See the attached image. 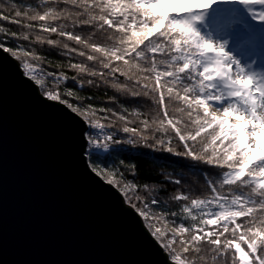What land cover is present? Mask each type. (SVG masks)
Here are the masks:
<instances>
[{
    "label": "snow or ice",
    "instance_id": "snow-or-ice-1",
    "mask_svg": "<svg viewBox=\"0 0 264 264\" xmlns=\"http://www.w3.org/2000/svg\"><path fill=\"white\" fill-rule=\"evenodd\" d=\"M13 11L12 22L26 31L0 28V34L58 49L69 58L67 67L76 74L71 79L81 87L103 85L154 106L155 117L131 121L127 107H122L123 114L99 109L123 121L119 128L112 120L100 123L86 115L91 104L74 106L62 99L59 91L45 88L36 64L24 62V74L43 90L44 98L83 116L90 148L108 151L112 144L139 141L206 165L219 177L207 179L210 196L173 195L172 200L183 201L179 211L151 212L160 203L156 196L150 204L144 200L143 208L131 205L145 221L151 215L174 225L171 232L148 225L158 241L167 237L163 247L171 264H264V69L256 71L251 59L258 43L264 49V0H42L23 11L13 5ZM9 18L0 14L4 21ZM0 49L17 59V52L42 59L35 48L0 42ZM73 56L82 59L72 62ZM49 75L53 83L69 79L66 74ZM67 95L73 96L70 89ZM131 112L144 115L139 109ZM106 127L114 130L102 137L91 131ZM115 131L131 138L120 141ZM92 170L104 171L99 166ZM139 190L136 186L138 202ZM143 190L158 191L155 184H145ZM122 194L133 198L129 191ZM169 215L181 219L167 221Z\"/></svg>",
    "mask_w": 264,
    "mask_h": 264
},
{
    "label": "water",
    "instance_id": "water-1",
    "mask_svg": "<svg viewBox=\"0 0 264 264\" xmlns=\"http://www.w3.org/2000/svg\"><path fill=\"white\" fill-rule=\"evenodd\" d=\"M88 130L0 49V264H171L122 191L92 170Z\"/></svg>",
    "mask_w": 264,
    "mask_h": 264
},
{
    "label": "trees",
    "instance_id": "trees-1",
    "mask_svg": "<svg viewBox=\"0 0 264 264\" xmlns=\"http://www.w3.org/2000/svg\"><path fill=\"white\" fill-rule=\"evenodd\" d=\"M10 7L4 6L6 9L0 14H10L7 21L0 19V28L5 29L6 32L24 33L25 28L20 27L18 23L12 22L15 19L13 5H18L21 11L26 5L40 6L42 0H4ZM3 6V4H1ZM22 23H27V20H21ZM79 31V29H77ZM34 35V34H33ZM55 38V37H53ZM0 42H4L9 47L15 48L17 45H22L26 49H33L41 55L42 59L39 61L33 60L26 56L24 52H17L19 62L23 64L28 62L36 64L37 76L42 77L45 81V88L52 91H59L61 98L68 100L72 105L93 106L91 112L86 113L91 119L97 120L100 123L108 124L110 120L115 121L116 128L122 126L123 121H119L116 117L111 116L107 111L100 112L99 109H111L116 113L123 114L122 107H127L130 111L127 114L128 119L142 120L148 117H155V108L151 103H145L143 99L125 98L116 94L114 91L106 86H89L86 83L83 87L77 81L71 79L76 75L75 72L67 67L68 57L58 54V49H50L37 45L29 44L27 41L11 38L0 34ZM79 56L71 57L72 62L81 60ZM49 73H56L57 75L66 74L69 79L53 83V78ZM71 90L73 96H68V90ZM42 90V89H41ZM43 91V90H42ZM87 97V99H85ZM169 112H172V105L165 101ZM139 109L144 115L134 117L131 110ZM82 116V115H81ZM83 117V116H82ZM107 117V119L105 118ZM97 130V129H92ZM91 130V131H92ZM114 129L106 127L103 132H97L96 135L103 136L104 132H112ZM116 139L120 141L131 138L130 134H125L122 131H115ZM103 142V141H102ZM88 146V145H87ZM175 147V141L173 142ZM89 147V146H88ZM180 150V149H177ZM90 165L99 166L104 171L100 174L105 179H112L115 185L123 192L129 191L132 199H127L129 203L136 204L137 208H143V201L147 200L150 204L151 198L156 196L160 203L152 206L151 212L170 213L179 211L183 201L177 202L171 199L173 195L185 193L192 197H206L210 196V190L207 185V179L217 180L219 177L214 174L213 170L203 164H197L181 156L168 153L166 151H157L148 147H144L142 143L137 141L134 144L119 143L112 144L108 151L102 149L88 148L86 152ZM112 170V171H110ZM114 173H119L116 175ZM176 179L181 181L180 184L174 183ZM173 181V182H169ZM127 183V188L125 184ZM149 186L155 184L158 191L148 193L143 190V185ZM136 186H140L139 196L141 201L138 202L134 197L137 195ZM180 217L168 216L167 221H180ZM159 222L161 228L171 227L174 229L172 223L166 222L163 217L155 218ZM187 223V222H186ZM169 232V231H167ZM164 242V240H162ZM160 241V242H162ZM162 242V243H163ZM177 252H182L179 245H174Z\"/></svg>",
    "mask_w": 264,
    "mask_h": 264
},
{
    "label": "rangeland",
    "instance_id": "rangeland-1",
    "mask_svg": "<svg viewBox=\"0 0 264 264\" xmlns=\"http://www.w3.org/2000/svg\"><path fill=\"white\" fill-rule=\"evenodd\" d=\"M1 4H3V6L1 5ZM4 6H8V7H10L7 3H5L4 2V0H0V8L1 9H6ZM254 27L256 28V32H257V36L260 34V27H259V25L257 24V25H254ZM244 59H245V62L247 63V62H249V54L248 53H245L244 54ZM251 59L255 62V64H254V69L256 70V71H261L262 69L261 68H259V66H257L256 65V61H255V58H253V56L251 55ZM21 66H22V64H21ZM24 69V68H23ZM40 90H41V88H40ZM41 92H42V94H43V91L41 90ZM213 111H215V109H213ZM90 130V129H89ZM88 130V131H89ZM95 134L97 133V132H100V130H92ZM90 149V147H88L87 146V149ZM104 178V177H103ZM105 179V178H104ZM105 180H107V179H105ZM124 197H125V195H124ZM126 199V198H125ZM126 201H127V199H126ZM128 203H129V201H127ZM129 204H131V203H129ZM132 205V204H131ZM143 220H144V218H143ZM144 223H145V225L147 226V228H149V224H151V225H153L154 227H160L159 226V222L157 221V220H155L151 215L149 216V219L147 220V221H145L144 220ZM162 229H165L164 227L162 228ZM149 230L151 231V229L149 228ZM166 230L167 231H169V232H171V231H173V228H171V227H168L167 226V228H166ZM166 239H167V237H165V240H164V242L166 241ZM163 242V241H162ZM162 242H160L162 245H163V243ZM167 252H168V250L167 249H165ZM169 253V252H168Z\"/></svg>",
    "mask_w": 264,
    "mask_h": 264
}]
</instances>
